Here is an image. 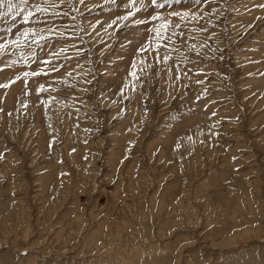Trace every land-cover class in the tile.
<instances>
[{"label":"rangeland","instance_id":"374dc122","mask_svg":"<svg viewBox=\"0 0 264 264\" xmlns=\"http://www.w3.org/2000/svg\"><path fill=\"white\" fill-rule=\"evenodd\" d=\"M25 7H0V264H264V0Z\"/></svg>","mask_w":264,"mask_h":264},{"label":"snow or ice","instance_id":"6c2138e0","mask_svg":"<svg viewBox=\"0 0 264 264\" xmlns=\"http://www.w3.org/2000/svg\"><path fill=\"white\" fill-rule=\"evenodd\" d=\"M61 2H63V0H61ZM116 0H113V3H115ZM165 2H167V0H165ZM81 3H83V0H81ZM195 3H200V0H195ZM28 4V0H18V3H14L13 0H0V7H6L7 8V12L6 13H3V15H9V14H12V13H16V15H20L21 12L24 13V21L27 22L32 16H33V12L31 11L30 8H26L25 5ZM130 4L134 7L135 4H136V0H130ZM153 4L156 5L157 4V0H153ZM159 6H163V5H159ZM53 7H55V5H53ZM125 7H128V5H126ZM17 9H19L20 11H17ZM35 9L37 12H41V13H44V12H47L48 11V8L47 7H40L39 5H36L35 6ZM134 15V13L132 11H129L128 14L124 17H120V19H123V20H127L130 16ZM172 15H180L179 13H173ZM184 16H187L188 13H184L183 14ZM157 17H152V19H156ZM193 18H195V16H193ZM115 23V21L113 22ZM136 24H141V23H144V21H140V20H137L135 21ZM178 27V25H177ZM29 31H33L32 29H26L22 35L27 38L28 36V33ZM44 39L43 37H37L36 43L39 42V40H42ZM20 42V37L17 36L16 39L10 41V43L12 45H18ZM8 41H5L3 44H0V49H6L7 46H8ZM47 63V62H45ZM12 64L11 63H6L3 67H11ZM3 67H0V71L3 70ZM40 73L38 72H24V73H21V74H18L16 76V80H19L21 78V76H23L25 79H27V77L29 76H36V75H39ZM134 75V73H133ZM11 83H15V80H12L10 81L9 83H2L0 84V87H8L10 86ZM42 90V89H41Z\"/></svg>","mask_w":264,"mask_h":264}]
</instances>
